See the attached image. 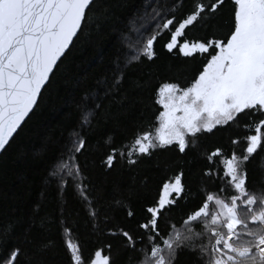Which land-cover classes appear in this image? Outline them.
Here are the masks:
<instances>
[{"label":"snow or ice","instance_id":"obj_1","mask_svg":"<svg viewBox=\"0 0 264 264\" xmlns=\"http://www.w3.org/2000/svg\"><path fill=\"white\" fill-rule=\"evenodd\" d=\"M229 2L231 24L222 36L182 39L185 29L194 23L205 29L214 26L226 0H209L197 3L175 24L174 15L161 17L151 35L141 33L142 47L129 56V63L139 61L141 56L152 61L157 36L167 31L169 39L164 48L169 53L176 50L183 58L200 57L202 66L186 86L178 82L159 85L155 91V103L162 108L155 117L158 126L137 131L131 146L122 145L121 150L110 147L103 160L106 167L111 168L117 156L135 165L142 157L150 158L157 149L171 146L183 154L195 147L202 134H214V130L242 127L246 132V147L241 155L233 151L222 161L223 171L219 174L211 168L204 172L209 180L220 181L218 191L202 189V199L182 216L179 226L166 221L165 214L188 196L182 171L163 183L158 198L142 209L134 228L108 229V235L120 238L122 249L138 253L135 264H175L179 252L185 250L194 253L200 264H264V190L248 188L245 167L253 154L264 151V0ZM95 3L96 0H0V151L37 106L57 62L83 30ZM153 12V20L161 15L156 9ZM122 80L123 72L118 68L109 88H120ZM95 107L98 109L99 104ZM91 118L90 113H84L80 130L69 138L50 176L61 189L71 180L80 199L89 205L90 220L95 222L99 212L93 207L96 202L89 199L86 178L77 159L88 143L85 135L91 128ZM105 143L111 145L112 138ZM230 143L236 146L240 141L230 139ZM221 154V148L212 151L206 157L209 164ZM226 190L229 195H223ZM126 214L129 218L135 216L131 209ZM103 222L108 223L107 218ZM162 224H166V230ZM12 227L5 226V231ZM51 243H41L37 251H45ZM66 247L70 264H116L111 242L104 246L107 254L97 249L87 260L79 244L68 241ZM23 255L20 247H12L0 255V264H21ZM28 264L42 261L29 258Z\"/></svg>","mask_w":264,"mask_h":264},{"label":"trees","instance_id":"obj_2","mask_svg":"<svg viewBox=\"0 0 264 264\" xmlns=\"http://www.w3.org/2000/svg\"><path fill=\"white\" fill-rule=\"evenodd\" d=\"M208 2L96 0L87 23L56 67L35 110L0 156V255L20 247L25 253L20 257L21 264H28L29 258L42 264H70L66 242L79 244L86 260L97 249L107 254L104 246L111 242L116 264H135L138 253L122 249L120 238L108 235V229L134 228L142 209L158 198L163 183L178 172L184 173L182 182L188 196L165 214L166 221L179 226L182 216L202 199V189L218 191L220 181L209 180L204 172L211 168L219 174L225 158L233 151L243 153L246 132L242 127L204 133L195 147L183 154L171 146L157 149L150 158L142 157L135 165L119 156L111 168L103 163L110 147L121 150L122 145L131 146L137 131L158 126L155 117L162 108L155 103V91L161 83L186 86L202 66L200 57L193 60L181 57L176 50L169 53L164 48L169 39L167 31L157 36L152 61L141 56L139 61L129 63L131 53L144 43L141 33L151 35L161 17L174 15L175 24L197 3ZM153 9L161 14L155 20ZM230 10L226 0L211 29L194 23L185 29L182 39L222 36L231 24ZM118 68L123 72L121 87L109 88ZM85 112L92 116L91 128L85 135L86 148L77 159L86 178L89 199L96 202L93 207L99 212L95 222L90 220L89 205L80 199L71 180L61 189L50 176L69 138L80 130ZM108 137L112 138L111 145L105 143ZM230 139L240 143L233 146ZM216 148H221L222 154L209 164L206 157ZM245 167L248 188L264 190V151L253 154ZM229 194L227 190L223 193ZM129 209L135 213L132 218L126 214ZM105 218L108 223L103 222ZM7 225L14 227L6 232ZM161 227L166 230V224ZM49 240L50 247L37 251L41 243ZM175 264L200 262L194 253L185 250L179 252Z\"/></svg>","mask_w":264,"mask_h":264},{"label":"water","instance_id":"obj_3","mask_svg":"<svg viewBox=\"0 0 264 264\" xmlns=\"http://www.w3.org/2000/svg\"><path fill=\"white\" fill-rule=\"evenodd\" d=\"M78 34H79V32H78ZM77 36H78V35H77ZM76 38H77V37H74V38H73V42L75 41ZM73 42H72V44H73ZM72 44H70L69 49L71 48ZM69 49L66 50V53L69 51ZM66 53H65V55H66ZM65 55H64V56H65ZM64 56H63V57H64ZM63 57H62V58H63ZM62 58H61V59H62ZM60 61H61V60H60ZM60 61H58L57 63L59 64ZM55 69H56V68H54V71H55ZM46 86H47V85H46ZM43 90H44V89H42V92H43ZM39 98H40V97H38V101H39ZM37 104H38V102H37ZM35 108H36V106L34 107V110H35ZM34 110H33V111H34ZM31 114H32V112L29 114V116H30ZM29 116L25 118V121H24V122H22L21 127L24 125V123H25L26 120L29 118ZM21 127H20V129H21ZM20 129H18L17 132H18ZM16 134H17V133H16ZM16 134H14V136H15ZM13 138H14V137H13ZM13 138H12V139H13ZM12 139H11V140H12ZM11 140H10V142H11ZM10 142H9V144H10ZM9 144H8V145H9ZM8 145L5 146V149L8 147ZM5 149H4L3 151H0V156H1L2 153L5 151Z\"/></svg>","mask_w":264,"mask_h":264}]
</instances>
